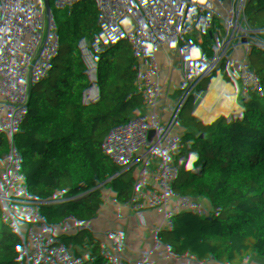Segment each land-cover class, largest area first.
Listing matches in <instances>:
<instances>
[{
  "label": "built area",
  "instance_id": "obj_1",
  "mask_svg": "<svg viewBox=\"0 0 264 264\" xmlns=\"http://www.w3.org/2000/svg\"><path fill=\"white\" fill-rule=\"evenodd\" d=\"M263 40L264 0H0V100L18 123L14 137L51 131L57 141V163L38 175L50 213L43 233L60 228L66 179L86 172L96 192L108 242L68 264H139L141 239L174 206L193 228L225 226L211 182L253 181L211 158L206 137L240 86L264 87ZM177 114L184 130L169 121ZM124 177L142 203L125 250L116 190ZM20 178L0 122V214Z\"/></svg>",
  "mask_w": 264,
  "mask_h": 264
},
{
  "label": "trees",
  "instance_id": "obj_2",
  "mask_svg": "<svg viewBox=\"0 0 264 264\" xmlns=\"http://www.w3.org/2000/svg\"><path fill=\"white\" fill-rule=\"evenodd\" d=\"M220 110L222 117L214 120L206 137L208 154L222 159L226 171L251 178L253 186L238 180H213L211 195L225 226L201 229L202 245H180L170 254L153 245L151 226L140 242L141 264H264V87L254 82L240 86ZM0 111L25 181V194L17 195V188L9 207L0 214V264H68L103 237L94 217L97 201L90 177L79 172L61 184L60 228L45 235L43 226L50 213L38 175L58 161L55 135L43 131L30 139H15L18 123L7 100H0ZM171 173L172 168L166 166L161 176L166 181ZM170 210L157 221L166 222Z\"/></svg>",
  "mask_w": 264,
  "mask_h": 264
},
{
  "label": "crops",
  "instance_id": "obj_3",
  "mask_svg": "<svg viewBox=\"0 0 264 264\" xmlns=\"http://www.w3.org/2000/svg\"><path fill=\"white\" fill-rule=\"evenodd\" d=\"M116 190L119 197V213H120V227L118 228V241L122 245L123 250L127 249L128 245V237L134 235L140 228L141 222L139 220V215L142 211V203L139 195L138 186L129 178L124 177L116 184ZM183 210V209H182ZM182 210H180L182 212ZM185 210V209H184ZM183 215L190 220H193L191 215L187 212L183 211ZM171 221H158L160 223V228H153L155 233V239L153 245L162 253L170 254L172 253L177 246H171L170 241L179 237L182 234V227L179 223H176L172 228L170 234L166 238H162L161 234L163 230L169 225ZM134 224H136V230L133 228ZM102 228V227H101ZM196 228L193 230L192 240L186 246L193 245L198 243L199 245L203 242V237L198 232H195ZM103 231V230H102ZM107 240L103 234L102 239L93 245V248L98 245L107 244ZM184 246V245H183ZM91 248V249H93ZM139 259L137 260L139 264L143 261L140 245H139Z\"/></svg>",
  "mask_w": 264,
  "mask_h": 264
},
{
  "label": "bare ground",
  "instance_id": "obj_4",
  "mask_svg": "<svg viewBox=\"0 0 264 264\" xmlns=\"http://www.w3.org/2000/svg\"><path fill=\"white\" fill-rule=\"evenodd\" d=\"M171 222L169 223V225L163 230L161 236L162 238H166L172 228L175 226L176 223H179L181 225V227L183 228L182 229V234L179 235V237L175 238L174 240H171L170 243H171V246H177L181 243L183 244H186V243H189L191 241V239H189L191 237V230H192V227H191V221L189 219H187V217H185L183 215V212H181L179 209H178V213L175 217H172V219L170 220ZM189 236V238H188Z\"/></svg>",
  "mask_w": 264,
  "mask_h": 264
},
{
  "label": "rangeland",
  "instance_id": "obj_5",
  "mask_svg": "<svg viewBox=\"0 0 264 264\" xmlns=\"http://www.w3.org/2000/svg\"><path fill=\"white\" fill-rule=\"evenodd\" d=\"M227 2H228V0H227ZM24 183H25V181H24V175L21 173V178H20V182H19V187H18V189H17V191H16V194L17 195H19V196H22L23 194H25V191H24ZM183 206H174V208H172L171 210H170V213H169V215H168V222L172 219V217H175L176 215H177V213H178V209L179 210H182L183 208H182ZM186 212L184 209L182 210V212ZM166 212V211H165ZM164 212V213H165ZM0 220H1V217H0ZM190 221H191V227H192V230H191V232H192V234H193V230H194V228H193V226H192V219L190 218ZM133 228L136 230V224H134V226H133ZM195 232H198L200 235H201V228H196V230H195ZM192 234H191V237L189 238V236H188V238L189 239H191L192 240ZM190 243V242H189ZM189 243H186V244H183V243H181L182 245H184V246H186V245H188ZM202 244V243H201ZM192 245V244H191ZM193 245H199L198 243H195V244H193ZM190 246V245H189ZM187 247V246H186Z\"/></svg>",
  "mask_w": 264,
  "mask_h": 264
},
{
  "label": "water",
  "instance_id": "obj_6",
  "mask_svg": "<svg viewBox=\"0 0 264 264\" xmlns=\"http://www.w3.org/2000/svg\"><path fill=\"white\" fill-rule=\"evenodd\" d=\"M169 121L172 122L180 130L185 129V125L183 123V114L172 115L169 117ZM0 122H1V125L3 128L6 145L8 146V144L10 142V135H9L8 128L6 125V121H5L1 111H0ZM110 264H112V263H110Z\"/></svg>",
  "mask_w": 264,
  "mask_h": 264
}]
</instances>
